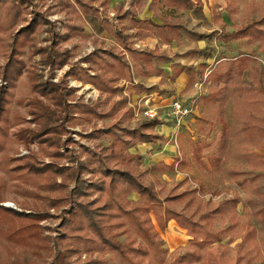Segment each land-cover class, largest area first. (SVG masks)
I'll use <instances>...</instances> for the list:
<instances>
[{
    "label": "trees",
    "instance_id": "trees-1",
    "mask_svg": "<svg viewBox=\"0 0 264 264\" xmlns=\"http://www.w3.org/2000/svg\"><path fill=\"white\" fill-rule=\"evenodd\" d=\"M226 1L232 16L236 10L235 0ZM156 2L164 3L170 9L192 10L198 17L205 18L207 0H152L151 4ZM76 5H81L83 12L90 13L84 0H68L64 10L66 14L70 15L67 11L69 8L77 13ZM37 7L35 0H0V53L3 56L0 65V148L5 146L1 136L7 134L5 124L11 119L13 89L23 75L30 83L32 96L25 101L27 114L34 124L19 126L12 132L18 143L29 150V154L16 158L19 162L13 168L14 177L21 193L34 198V202L24 197L23 206L31 203V208L19 210L2 204L0 197V230L14 237L20 245H37L34 252L39 255L49 241L55 240L52 235H43L41 221L52 217L51 207L63 206L64 215L60 222L62 235L70 233L80 237L85 229L89 230L102 248L116 255L119 264H154V261L159 264H199L205 259L203 251L206 248L223 241L229 233L238 229V196L213 204L211 209L199 215L197 211L184 214L172 207L187 192L172 193L174 190L170 189L163 199L162 190L152 180L145 179L143 156L131 149L142 143L164 140V136L157 133L155 128L167 122L160 117L147 118L138 127L130 129L125 122L134 117L135 110L126 105V97L111 102L108 112L100 110L98 104L88 105L77 101L75 89L69 86V80L73 73L80 75L83 68L73 66L72 50L66 43L78 30V25L73 21L68 25L69 32L57 31V24ZM212 11L214 19L221 21L220 15L214 9ZM119 17H130L137 26L156 28L166 43H172L181 35V26L173 17H162V23H157L151 18H138L129 10L123 11ZM44 26L47 35L44 43L40 44L38 31ZM115 33L122 51L101 48L100 52L96 50L85 58L88 63L97 65L94 74L90 75L88 70L85 73L89 82L107 94V102L122 88L112 84V78L105 77L104 71L100 70L103 67L100 59L104 53L126 67L129 79L132 77L128 60L138 72L149 75L154 72L153 60L164 57L162 52L155 49L135 47L131 34L123 29ZM202 37L208 42L219 37L225 42L248 39L264 45V17L250 19L233 31L213 30ZM27 48L29 58L38 57L36 62L28 64L23 58ZM209 50L206 46L199 53L207 57L211 55ZM249 60V55L240 53L226 59L223 69L218 67L217 62L211 66L210 75L215 77L220 87L208 96L218 102V120L221 124L219 145L210 158L213 169L222 179H232L243 188L251 181L264 177V156L256 152L258 149L264 150V69L260 78H255L248 85L240 84L238 80L248 69ZM66 66L70 67L69 70L55 80L57 70ZM203 66L202 75L206 62ZM46 70L49 73L47 77L44 74ZM229 104L231 108L228 113ZM121 109L123 111L119 117L87 133L88 137H109L108 144L100 143L94 150L87 146H82L78 152L69 150L72 143L69 126L80 123L84 115L113 116ZM34 142L38 144L37 151L32 150ZM44 157H49L51 161H42ZM65 158L70 164H61ZM163 169L173 170L175 165L161 162L147 172ZM255 170L262 171L248 177ZM59 176L63 177L62 181L58 180ZM133 193H137L139 198H131ZM260 196L262 206L255 210V220H248L244 228L237 230L240 241L235 244V264H264V238L259 240L258 237L259 229L264 231V193ZM195 200V197L191 198V201ZM164 201L171 203V206H165ZM206 204L210 207L212 202ZM152 213L157 217L162 231L167 229L171 220L186 230L190 238L184 251L181 252L182 247H178L166 257L168 250L163 247V238L153 224ZM225 213L229 214V224L216 229V217ZM122 218L129 223L141 242L132 238L126 241L120 239L124 225ZM254 222L262 226L258 227ZM232 237L228 241L233 242ZM75 252L77 248L72 245L64 250H56L48 264H71ZM147 253L151 254L149 262L144 261ZM88 263L107 264V260L98 258ZM0 264L31 263L13 259L9 250L4 248L0 250Z\"/></svg>",
    "mask_w": 264,
    "mask_h": 264
},
{
    "label": "rangeland",
    "instance_id": "rangeland-1",
    "mask_svg": "<svg viewBox=\"0 0 264 264\" xmlns=\"http://www.w3.org/2000/svg\"><path fill=\"white\" fill-rule=\"evenodd\" d=\"M67 1L35 0L37 8L48 15L49 20L57 24V31L69 32L68 25L73 21L78 25V30L73 31L72 37L66 43L72 50L73 66L83 68L80 75L74 73L70 75L69 86L75 89L76 100L88 105L98 104L100 110L108 112L111 102L126 97V105L128 107L132 106L135 110L134 117L125 122L130 129L138 127L142 121L147 119L144 116V111L147 108L152 107L155 109L158 116L163 118L167 124H177L178 130L180 128L178 138L170 135V138H164L161 141H170L175 145L183 144L184 148L188 150L189 156H181L178 153L177 163L175 164L176 169L167 172L166 177L158 175L152 177L150 172H147L143 167L146 181L151 182L152 180L162 190L163 199L168 195L170 189L174 190L172 193L187 192L184 198L177 199L174 206H172L184 214L189 215L197 211V215H199L201 212L211 209L213 204H219L224 199L238 196L240 201L237 204L236 213L240 221L237 230L244 228L248 220H255V210L262 206L263 200L260 194L264 193V177L251 181L250 185L243 188L238 186L232 179H222L220 175L215 173L210 158L219 145L221 124L218 120V102H214L208 96L220 87L215 77L212 74L210 75L211 66L219 59L217 65L220 69H223L226 67L224 65L226 59L235 57L240 53L249 55V67L238 81L240 84L248 85L255 78H260V73L264 69V45L257 40L248 39L225 42L219 37L208 42L202 35L213 30L233 31L250 19L264 17V0H235L236 10L232 16L229 14L226 0H207L204 9L205 18L198 17L192 10L170 9L161 2L151 4L152 0H84L90 8V13L83 12L82 6L76 5L77 13H73L69 8L67 11L70 15H67L64 11ZM212 9L220 15L221 21L214 19ZM125 10L135 13L138 18H151L157 23H162V17H173L181 26V35L172 43H166L157 33L156 28L147 25L137 26L130 17L121 19L119 16ZM44 28L46 26L41 27L38 31L40 44L44 43V38L47 35ZM118 29H123L126 33L131 34L135 47L155 49L162 52L164 57L162 60H153L154 72L149 75L138 72L128 60L132 77L129 79L127 78L128 71L126 67L119 64L108 53H104V57L100 59V63L103 64L100 70L104 71L105 77L112 78V84L122 88L121 91L112 95L110 102H107V94L88 81L85 71L88 70L89 74L92 75L95 73L97 65L88 63L85 58L101 48L104 50L113 49L116 52L122 51L115 33ZM206 46L210 49L209 54H211L207 57L205 54L199 53V50ZM28 52L27 48L23 56L25 61L28 64L36 62L38 57L31 59ZM2 62L3 56L0 53V65ZM204 62H206V67L202 75L201 70L204 67ZM69 68V66H66L64 69L57 70L55 80H58ZM182 72L188 80L186 89L181 93H176V90L173 91L169 87L177 89L175 84L181 82V80L177 81V78ZM44 74L47 77L49 73L46 70ZM23 76L13 89L11 119L5 124L7 134L1 136L5 146L0 148V197L3 200L2 204L19 210L31 208L29 207L31 203H29V206H23L25 198L34 202V198L25 197L21 193L13 170L15 164L19 162L16 158L29 154V150L18 143L12 132L19 126L34 125L27 114L25 101L32 96L30 83L25 77L26 75ZM165 86H168V89ZM153 98H156V100L154 101ZM175 99L182 100L191 109L190 115L185 117L181 123L178 122L171 105ZM230 108L231 104L228 106V113ZM118 111L113 116L84 115L81 117L80 123L69 126L72 130V143L69 145V150L78 152L81 151L82 146L94 150L100 143L108 144L109 137H88L87 133L94 127L102 128L108 121L119 117L123 109ZM198 111L205 117H215V121L198 118V122H195ZM155 130L157 133L159 132L157 127ZM37 149L38 144L34 142L32 150L37 151ZM183 157L186 165L182 164ZM41 159L44 162L51 161L49 157ZM61 164L68 165L70 163L65 158ZM245 168L249 170L247 166ZM181 170L185 172H181ZM257 172L259 171H251L248 177H254ZM58 180L62 181L63 177L59 176ZM130 197L137 199L139 195L133 193ZM193 197L196 198L195 201H191ZM209 201L212 202V205L210 204V207H207L206 203ZM164 205L171 206V203L164 201ZM50 212L53 214L52 217L41 221V225L44 227L43 235H52L55 240L49 241L46 248L41 249L39 255L34 252L37 245L33 244L31 247L20 245L14 237H9L5 231L1 230L0 250L8 249L11 257L19 262L48 264L56 250H64L72 245L77 248V252L71 258V264H89V260H97L98 258H105L107 264H119L116 255L112 251L102 248L101 244L94 240V235L89 230L85 229L80 237L70 233H66L65 236L62 235L60 222L64 215L63 206L51 207ZM228 215V213H225L223 216L216 217V229L220 230L229 224ZM151 216L155 228L163 238V247L168 250L166 257L178 247H182L181 252L184 251V247L188 245L190 238L186 230L182 229L175 220H171L167 229L162 231L155 214L152 213ZM122 220L124 225L121 227L120 239L126 241L132 238L137 242H141L125 218H122ZM255 224L258 227L262 226L257 222ZM237 230L229 233L223 241L206 248L203 251L205 259L201 260L199 264H235L237 257L235 244L240 241ZM231 236H233V242L228 241ZM258 237L259 240L264 238V231L261 228ZM144 261H151L150 253H147ZM154 264L159 263L154 261Z\"/></svg>",
    "mask_w": 264,
    "mask_h": 264
},
{
    "label": "crops",
    "instance_id": "crops-1",
    "mask_svg": "<svg viewBox=\"0 0 264 264\" xmlns=\"http://www.w3.org/2000/svg\"><path fill=\"white\" fill-rule=\"evenodd\" d=\"M185 79H186V82H185ZM180 80H181V82H179V83L177 82L175 84V87L177 86V89L171 88V87H169V88L173 91L176 90V93L183 92L186 89V83L188 81L186 76H184L183 72L177 78V81H180ZM165 88L168 89V86H165ZM153 100L155 101L156 98H153ZM149 101H151V100L149 99ZM198 118H204L208 121H215V117H211V118L205 117V116H203L202 113L200 114L199 111L197 113V119L195 118V122H198ZM161 119L163 120V118H161ZM157 130L159 131L158 133H161L164 136V138H167V139L170 138V135L178 138L179 133H180L179 132L180 128L178 130L177 124H173V125L161 124V125L157 126ZM177 131H178V133L176 134ZM131 151L135 152V153H139L143 156V166L142 167H145L144 169H146V170L151 168L153 165L161 163V162H163L167 165H173V164L175 165L177 163L176 158H178V156H177L178 153H180L181 156L182 155L183 156L184 155L189 156V154H188L189 152H188V150H186L184 148L183 144L182 145H180V144L175 145L170 141H165L163 143L161 141H159L158 143H142V144H139L136 148H132ZM256 152L259 155L264 156V150L263 149H258V150H256ZM182 164L186 165L184 157H183V163ZM175 169H176V167H175ZM175 169H173V170L163 169V170H160L158 172L150 171V174L152 177H154L155 175H158L161 177L162 176L166 177L167 172L174 171ZM259 171H262V170H259ZM181 172H185V171L181 170Z\"/></svg>",
    "mask_w": 264,
    "mask_h": 264
},
{
    "label": "built area",
    "instance_id": "built-area-1",
    "mask_svg": "<svg viewBox=\"0 0 264 264\" xmlns=\"http://www.w3.org/2000/svg\"><path fill=\"white\" fill-rule=\"evenodd\" d=\"M171 105L176 117L178 118V122L180 123L185 117H187L191 113L190 107L180 99L173 100ZM144 116L146 118L159 117L157 111L152 107H149L144 111Z\"/></svg>",
    "mask_w": 264,
    "mask_h": 264
}]
</instances>
